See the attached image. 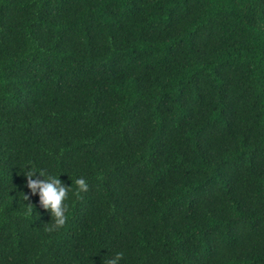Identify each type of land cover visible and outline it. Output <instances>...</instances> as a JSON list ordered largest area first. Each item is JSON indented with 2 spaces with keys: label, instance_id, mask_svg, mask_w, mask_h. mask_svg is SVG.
<instances>
[{
  "label": "trees",
  "instance_id": "obj_1",
  "mask_svg": "<svg viewBox=\"0 0 264 264\" xmlns=\"http://www.w3.org/2000/svg\"><path fill=\"white\" fill-rule=\"evenodd\" d=\"M117 252L264 264V0H0V264Z\"/></svg>",
  "mask_w": 264,
  "mask_h": 264
},
{
  "label": "clouds",
  "instance_id": "obj_2",
  "mask_svg": "<svg viewBox=\"0 0 264 264\" xmlns=\"http://www.w3.org/2000/svg\"><path fill=\"white\" fill-rule=\"evenodd\" d=\"M23 175L26 177V186L30 189V195H38L39 204L48 210L52 217V226L49 231H55L63 226L67 219V199L69 189L73 185L66 186L60 179V174H52L46 169H40L26 164ZM76 190L86 192L88 183L83 177H77L74 181ZM24 199H29V194H24ZM124 257L123 252H117L107 259L106 264H120Z\"/></svg>",
  "mask_w": 264,
  "mask_h": 264
}]
</instances>
